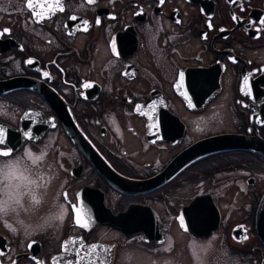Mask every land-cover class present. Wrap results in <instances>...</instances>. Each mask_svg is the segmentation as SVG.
I'll return each mask as SVG.
<instances>
[{
  "label": "flooded vegetation",
  "instance_id": "flooded-vegetation-1",
  "mask_svg": "<svg viewBox=\"0 0 264 264\" xmlns=\"http://www.w3.org/2000/svg\"><path fill=\"white\" fill-rule=\"evenodd\" d=\"M54 2L0 0V151L50 144L68 217L0 225V264H120L178 233L264 264V0L29 7Z\"/></svg>",
  "mask_w": 264,
  "mask_h": 264
},
{
  "label": "clouds",
  "instance_id": "clouds-1",
  "mask_svg": "<svg viewBox=\"0 0 264 264\" xmlns=\"http://www.w3.org/2000/svg\"><path fill=\"white\" fill-rule=\"evenodd\" d=\"M0 115L11 119L6 112ZM50 144L9 155H0V225H9L11 234L27 240L39 235L56 237L62 231L68 210L55 188L58 174L50 159ZM70 161L75 152L64 153ZM177 242L181 247L176 249ZM143 254L138 248H125L120 264H239L217 238H197L178 233L156 250Z\"/></svg>",
  "mask_w": 264,
  "mask_h": 264
},
{
  "label": "snow or ice",
  "instance_id": "snow-or-ice-1",
  "mask_svg": "<svg viewBox=\"0 0 264 264\" xmlns=\"http://www.w3.org/2000/svg\"><path fill=\"white\" fill-rule=\"evenodd\" d=\"M29 7H33L35 9V7H40L41 10H43L45 7L47 8V10L49 12H52V11H55L58 7H59V0H55V2L53 4H50V5H36V6H33V5H29ZM5 31H7L5 29ZM29 63H31V61H29ZM49 74L47 72L44 73V76L47 77ZM181 76H183V74L181 73ZM189 106L191 107L192 104H191V101H189ZM31 133L30 132H26L25 135H30ZM4 135H5V130L0 127V145H4L5 141H4ZM10 154V151H0V155H9ZM181 224L183 225V218H181ZM85 227L87 226L86 224L84 225ZM246 238V237H245Z\"/></svg>",
  "mask_w": 264,
  "mask_h": 264
},
{
  "label": "water",
  "instance_id": "water-1",
  "mask_svg": "<svg viewBox=\"0 0 264 264\" xmlns=\"http://www.w3.org/2000/svg\"><path fill=\"white\" fill-rule=\"evenodd\" d=\"M263 197H264V193H263ZM255 221L260 236H264V202L263 201L258 202L256 214H255Z\"/></svg>",
  "mask_w": 264,
  "mask_h": 264
}]
</instances>
